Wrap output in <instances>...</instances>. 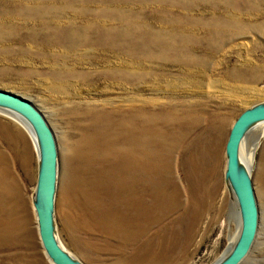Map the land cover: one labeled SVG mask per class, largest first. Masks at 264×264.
<instances>
[{"label":"rangeland","instance_id":"1","mask_svg":"<svg viewBox=\"0 0 264 264\" xmlns=\"http://www.w3.org/2000/svg\"><path fill=\"white\" fill-rule=\"evenodd\" d=\"M0 89L34 103L54 132L57 233L74 256L211 264L237 228L224 181L227 138L242 111L264 102V0H0ZM96 110L100 124L130 125L114 126L108 150L91 159L83 141ZM261 131L245 140L250 162ZM21 151L31 153L33 181ZM0 170L25 189L32 217L27 238L18 214L7 223L0 264H52L31 202L35 149L3 113ZM252 180L260 223L243 264H264V138ZM99 181L89 216V189ZM1 205L5 224L10 208Z\"/></svg>","mask_w":264,"mask_h":264},{"label":"water","instance_id":"2","mask_svg":"<svg viewBox=\"0 0 264 264\" xmlns=\"http://www.w3.org/2000/svg\"><path fill=\"white\" fill-rule=\"evenodd\" d=\"M0 113L10 116L30 133L37 153V183L33 206L38 234L45 255L52 264H84L58 238L55 219L59 178L58 145L52 128L41 110L30 100L0 89ZM264 126V102L245 109L234 121L225 145L224 181L239 219L237 237L211 264H243L256 243L260 223L259 205L252 180V165L245 161L241 148L247 137Z\"/></svg>","mask_w":264,"mask_h":264},{"label":"bare ground","instance_id":"3","mask_svg":"<svg viewBox=\"0 0 264 264\" xmlns=\"http://www.w3.org/2000/svg\"><path fill=\"white\" fill-rule=\"evenodd\" d=\"M57 89H59L60 91L63 89L62 86H55ZM91 110V109H90ZM97 115H96V121L92 122V120L90 122L91 125H89L87 127V129L89 130L90 134L88 137L84 138L83 141V147L84 149L87 150L90 158H94V157H101V154L103 152H105L106 150H108V144H109V137L110 134L112 133V131L114 130V126L119 127L120 126H125V122H120V121H113V123L109 122L110 120H102L101 124L99 123V119L98 116L100 113L99 111H97ZM82 115V112L78 113V117H80ZM99 123V124H98ZM122 123V124H121ZM128 124L130 125V122H128ZM128 124H126V126H128ZM25 130V129H24ZM261 132L258 133L257 137H255L254 142L258 140V144H257V148L260 144V140L261 138L264 136V126L262 127ZM26 131V130H25ZM26 133L28 134L34 149H35V154L36 153V148L33 142V139L30 135L29 132L26 131ZM244 144L245 141L242 145L241 148V153L243 156L244 153ZM257 148L255 149V143L253 145V147L251 148V155H254L253 153H255L257 150ZM22 154H19L18 156V160L19 162H21V168L23 170V172L25 173L26 176H28V178L30 177L31 180H34V174L31 172L30 170V160H31V153H28L26 151H21ZM37 158V156H36ZM255 160V157H254ZM254 160L252 162H250L249 158L247 157V155H245V161L247 162V164L252 165V163H254ZM97 178V177H96ZM37 183V181H36ZM95 184V185H94ZM94 184H90L92 187L91 190L89 189V197L87 198L88 200V205L87 208H85L86 213L89 214V216L93 215V211L91 209V202L94 201L95 199H97V197L101 194L102 191V182L99 181V184L94 183ZM36 186V185H35ZM35 190V188H34ZM16 194V195H15ZM15 195V196H13ZM33 196H34V191L32 194V206H33ZM26 191L25 189L21 186V184L15 179L13 178V182L10 183L8 182L7 179V174L5 170H0V201H2V203L0 202V204H2L1 208L6 210L8 209L7 207H9V211H10V215L8 216V221L4 224L1 223L0 221V240L2 239V236L5 234V232L10 231V227L7 225L8 222L13 221L14 219V215L16 216L18 214L17 220H16V226L19 228V232L21 233V237L23 238H27L30 232V227L32 224V217H31V212L28 208V200H26ZM26 201V204L22 201ZM234 205V201H231ZM85 205H86V201H85ZM34 208V206H33ZM35 211V209H34ZM36 215V214H35ZM105 215V214H104ZM235 215L237 218V228L233 233V237L231 239L230 244H228L229 247H231L237 237L238 234V230H239V219H238V212L235 206ZM87 215V217H89ZM103 218V217H102ZM10 224V223H9ZM257 261V260H256Z\"/></svg>","mask_w":264,"mask_h":264}]
</instances>
